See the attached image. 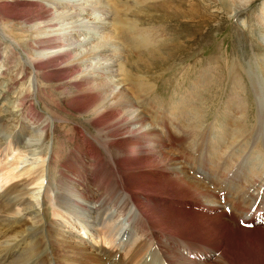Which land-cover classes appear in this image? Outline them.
I'll return each mask as SVG.
<instances>
[{"label":"bare ground","instance_id":"6f19581e","mask_svg":"<svg viewBox=\"0 0 264 264\" xmlns=\"http://www.w3.org/2000/svg\"><path fill=\"white\" fill-rule=\"evenodd\" d=\"M60 1L0 0V69H3L0 70V103L9 106L14 120L5 126L8 133H4V138L8 141V148L2 151L13 155L16 160L15 172L10 173L26 179L11 187L18 188L16 192L6 191L0 196L2 207L6 208L0 215V237L6 234L1 242L4 245L1 246L0 264L7 261L8 264H42L39 260L45 252L49 264H53L48 241L56 238H68V241L80 243V248L88 244L86 251L79 252L80 264L103 261L101 249L105 250L104 254L108 250L113 252L106 254L107 264L113 263L121 252L119 264H182L181 260L185 261L184 264H208L216 253L221 262L233 264L237 256L228 257L230 244L236 245L234 252L243 250L256 259L247 264H264V246L258 243L264 241L261 237L264 234V178L259 184L261 175L253 172V177L247 179L249 194L234 198L238 194L236 190L242 186L238 181L244 176L243 162L235 160L234 168L229 166L227 183V171L217 172L216 181L215 176L207 173L209 158L192 156L203 171L201 175L206 183L196 180L194 175H189V170H184L181 162L184 158L189 161L191 157L169 158L163 153L166 140L171 138L169 126L163 118L164 111L155 117L156 108L144 109L146 100L155 90H146V82L139 79L137 70L150 75L148 73L155 67L160 69L172 63L182 45L173 35L171 39H168L170 35L165 38L162 31L168 29L166 31L171 33L179 26L177 22L169 24L177 20L184 2L189 13L187 17L181 15L179 21L184 17L193 23L208 14L212 0H135L133 4L129 0H97L99 6L88 0L85 7L80 0H74L72 4ZM101 3L105 5L101 6ZM254 3L256 0H222L220 9L227 14L238 13ZM52 6L63 11L56 15ZM256 19L264 26V4ZM76 22L81 26L67 30ZM63 23L65 27L58 28ZM81 32L90 35L82 42L76 38ZM93 42H97V46L89 47ZM14 56L15 60L11 61ZM92 61H96L95 65ZM122 67L133 69L135 74H124L118 82L114 75ZM52 79L63 83L65 91L62 93L71 103L69 108L86 118V122L98 132L92 137L88 133L90 137L86 138L85 129L75 131L82 134V145L87 154L82 152L95 169L92 185L101 190V198L95 199L84 185L87 163H76L77 169L70 171L76 178L68 179V183L65 182L66 176L58 180L60 182L53 179L51 167L57 165L61 149L54 146L56 115L48 111L44 116L39 115L33 103H26L33 91L37 98L40 91L47 98L52 97L53 89H57L49 84ZM12 85L17 93L12 91ZM215 101L213 98L210 103ZM245 112L246 109L241 111L240 117L245 123L243 127L225 118L226 127L240 126L236 130L242 136L259 135L262 131L261 113L254 119H259L258 127L257 124L250 126L252 118ZM14 113H20L18 120ZM150 121H163L164 124L159 125V130L151 126ZM52 126L50 148L45 140H48ZM13 127L16 131L11 134ZM82 128L86 127L82 125ZM97 144L103 146L107 153L104 159L108 161H101L103 157ZM123 149L131 151L132 155L124 157ZM157 152L161 158L150 159ZM142 154L145 157L140 160H123ZM232 155L240 159V154ZM230 156L222 160L221 170L227 168ZM245 158L253 161L250 156ZM5 161L8 167L12 166ZM96 171H100L99 176ZM55 184L58 193L53 196L51 191ZM229 191H233V196ZM49 207L54 209L53 216L62 220L58 221L55 216L49 221ZM220 207L224 212L216 214L221 212ZM246 223L248 226L244 225ZM78 227L88 237V242L79 230L75 231ZM54 229L59 231L55 236L52 235ZM13 230H24L25 235L11 240ZM246 234L253 236L245 239L243 235ZM162 239L166 240L165 246ZM6 253L8 258L2 259Z\"/></svg>","mask_w":264,"mask_h":264},{"label":"rangeland","instance_id":"374dc122","mask_svg":"<svg viewBox=\"0 0 264 264\" xmlns=\"http://www.w3.org/2000/svg\"><path fill=\"white\" fill-rule=\"evenodd\" d=\"M89 1L80 0L79 3H83L82 7H85V5H88ZM129 1H132L130 2L132 4L133 1L135 2V0ZM60 2H70V4H72L74 3V0H61ZM93 2V5L99 6L97 0H93ZM220 3H222V0H212L210 2L212 7L208 10V14L202 16V18L198 17V22L194 21L193 23H190L187 18L184 17L179 21L181 15H185V17H187V13H189V9L187 10L186 7L187 4L184 2V5L180 6L181 9H179V12L177 13L178 16L176 15L177 20L169 24L171 26L177 22L179 26L174 27L171 33L166 31L168 29L162 31L165 34V38L170 35L168 39H171L173 35L174 38L178 39V43L182 45L174 56L176 59L173 58L172 63L169 65L167 64L165 67L163 65L160 69L155 67L151 73H148L150 75H145L140 70L137 71L140 72V74H138L139 79H144L146 82L144 85L146 90H155L150 98L146 100L144 109L149 110L151 106L154 109L156 108L157 112L155 113V117L158 116L161 111H164L163 118L169 126L171 138L168 137L166 140V147H163V153L169 158L191 157L189 161L187 158H184V160H181V162L185 168L184 170H189V175L191 174V177L194 175V178L196 180L198 179V181H204L205 177L201 175L203 171H200L197 160H194L192 156H206L207 159L209 158L207 173L209 176H215L216 181L217 172L219 174L227 173L230 170L229 166L234 168L233 162L235 160H239V163L243 162L244 176L242 180L240 179L238 181L239 184L242 182V186L236 190L238 194L234 196V198L240 199L241 197L249 194L247 179L253 177V172L257 174L259 173V175H261V178L258 182L259 184H261V180L264 178V26L258 21V19H256L257 14H259L264 4V0H256V3H254L252 6H248L238 13L228 12V14L227 11L220 9L222 7ZM103 4L104 3H101L100 5L102 6ZM106 6L108 7V5ZM52 8L56 15L58 12L63 11L55 9L54 6H52ZM97 14L98 13H95V15ZM92 18L93 15H91L90 21ZM87 21L84 20V22ZM64 24L65 23L59 24L58 28L65 27ZM73 25L74 26L68 28L67 30L71 31L75 28V26H81L79 22H76ZM148 25L151 24L148 23ZM154 27L157 29L156 26ZM81 28L82 27H79V29ZM145 28L148 29V26L145 25ZM82 30H84V28H82ZM63 31H65V29H63ZM89 36L90 35H84L81 32L76 38L82 42ZM97 44V42H93L89 45V47H96ZM89 47H87V49H89ZM1 49L2 46L0 45V50ZM154 49L152 51H154ZM16 50L18 52V49ZM11 59V61L15 60V56ZM95 62L96 61H92V64L94 63L95 65ZM11 64L12 63H10V65ZM48 71H51V69ZM124 74L133 76L135 72L129 67H122L119 70L117 69L114 75L116 76V81L119 82L121 78L123 79V76H125ZM50 82L49 84L51 86L57 88L55 90L53 89L54 92L52 91L50 94L52 97L47 98L46 95L40 91L38 93L39 97L37 98L36 92L33 91L29 94V97L26 98V103H33L37 108L36 111H38L39 115L41 114L44 116L46 111H48V113L54 112L56 115L54 122L56 126H54V129L56 130V142L54 143V146H57L59 149H61L60 158L56 161L57 165L51 167L53 169H51V173L54 177L53 179L58 181L63 179V176H66L67 180H65V182L68 183V179L72 181L76 178V175L73 174V172L70 173V171L77 169L76 163H87L85 165V177H83L84 185H86L87 191L92 194V196L96 197L95 199L101 198L103 196L101 190H98L94 185H92L94 183L93 179H95L96 174L94 167L90 166L92 162L90 160L86 161L85 159L84 155L87 154V152L86 148H84L82 145V134L80 135L75 131L78 129L83 131L85 129L84 136H86V138L90 137L89 134L92 137L97 135L98 132L92 128L88 122H86V118L78 115L71 109V107L69 108V104L71 103L66 101L67 97L62 93L65 91L63 83L57 82L56 79H52ZM4 83L6 84L8 82ZM11 89L12 91L17 90L13 88V85L11 86ZM14 92L17 93V91ZM213 98H215L216 101L210 103ZM26 107H28V105H26ZM245 109V113H248V117L252 118V124H250V126H253V124L255 126L257 124L258 127H260L259 119H254L259 113H261L262 118H260V120L262 123V131L259 135L242 136L241 132L236 130L240 126L238 128H232L231 126L226 127L225 118L231 120L232 123H238L241 125V127H243V124L245 123L242 122L240 117L242 116L241 111H244ZM10 111L11 109L8 105H3L0 103V196L6 191L16 192L18 188L11 187L20 185V183L26 180L23 177L15 176L14 174L10 173L15 172V167L13 166H16V160H13V155L2 151L5 147L8 148V145H6L8 144V141L4 138V133H8L5 131V126L8 125L9 122H14V120L11 118L12 113ZM26 113H28V111ZM19 114L20 113H14L16 120H18L17 115ZM148 123H152L151 126H155L159 130V125L164 124L163 121H156V123L150 121ZM191 123L193 124L191 125ZM82 125H84L86 128L81 129ZM193 125H196V127L194 128ZM61 126H64L66 129H62ZM145 126L148 128V125ZM194 129L197 130L196 134H194ZM245 129L246 126L244 127V130ZM10 130L11 134L16 131L15 127L11 128ZM52 132L53 126L50 127L48 140H45V144L47 143L48 147L52 146ZM97 145L99 146L101 157H103H100L101 161H108L104 159L106 158L107 153L104 152V148H102L103 146L99 144ZM211 146H214L215 148L210 149ZM121 153L124 157L132 155L131 151H126L124 149L121 150ZM229 154H231V156L228 157V159H230V163L228 162L229 164L226 165L227 168H223L221 170V167L223 166V164H221L223 163L222 160L226 159L227 155ZM232 154H240V159L235 158V156ZM246 155L252 157L253 161L246 159ZM152 156L154 157L150 156V159L161 158L158 152ZM144 157L145 155L142 154L140 157L134 156L133 158L123 160H140ZM5 160H8L10 163L9 165L12 166L8 167ZM193 170H195V172ZM96 172L99 176L100 171ZM197 172H199V174H197ZM228 176L229 172L227 174V177ZM153 178H155L154 175ZM229 179L230 176L228 179H226L227 183ZM226 180L223 183L224 185L226 184ZM249 180L251 181V179ZM57 185L62 188L58 183ZM57 185L55 184V186L52 188L51 195L53 196L58 193ZM210 186L212 187L211 189L214 190L213 185ZM229 193L230 196H233L234 194L233 191H229ZM228 200H230V198H228ZM53 201L54 198L52 199L51 203ZM2 205L3 204L0 200V215L6 211V208L2 207ZM204 205L206 206L205 203ZM226 209L228 208H225V210ZM53 210V208L50 209L49 207V221H51V219H53L55 216L58 221L62 220L57 215L53 216ZM219 210L221 212L216 214H222L224 212L221 207ZM246 217L248 216L246 215ZM80 229L81 227H78L75 229V231L77 232V230H79L78 232L81 233L80 235L84 236L85 241L88 242V237L85 234H82V230ZM54 231L55 229L52 231V235H56V232L59 233L58 230L55 232ZM12 234L13 236L11 237V240L18 235H25V231L13 230ZM260 235L261 234L257 236ZM5 236L6 234L4 233V235L0 237V251H3L1 246L4 244H1V242ZM243 236L245 239H247L253 235L246 234ZM261 237H264V234ZM91 238L93 239L94 237ZM62 239L56 238L55 241L54 239L48 241V250L50 251L49 256L53 259V264H80L82 258L79 256V252L82 250L86 251L85 248L88 246V244L85 248H80V243L77 244L75 241H68V238ZM97 241L100 242V240ZM162 241L165 246L166 240L162 239ZM261 242L258 243L264 246V241L263 243ZM230 245V256L228 257L230 258L232 255L237 256V259H233V264H247L251 260H256L247 252L243 253V250H240L237 253L234 252L236 245ZM173 246L175 247V242L173 243ZM104 247L106 248V246ZM88 250V252H92L90 249ZM100 251L103 254V261H100L99 263L98 260H95L96 262L94 261L87 264H102L103 262L107 264L105 262V260L108 259L106 254H112L113 252L108 250L106 251L107 253L104 254L105 250L101 249ZM138 252L137 253L140 257V251ZM122 254L123 252H121L111 264H119V259ZM143 255L144 250L141 253V256ZM215 255L216 256L213 257L212 260L208 262V264H226L217 259L219 256L218 253ZM42 257L40 258L39 263L41 262L42 264H49L47 252H45ZM5 258H8L7 253L5 254V257H2V259ZM242 260L245 261L243 262ZM8 262L9 261H7L5 264H8ZM184 262L185 261L181 260L182 264H184ZM186 264L189 263L186 262Z\"/></svg>","mask_w":264,"mask_h":264}]
</instances>
